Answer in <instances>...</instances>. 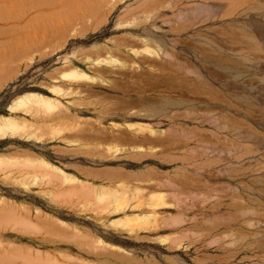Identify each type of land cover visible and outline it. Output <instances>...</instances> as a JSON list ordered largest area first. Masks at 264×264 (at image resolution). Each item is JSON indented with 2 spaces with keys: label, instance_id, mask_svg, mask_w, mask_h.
Masks as SVG:
<instances>
[{
  "label": "rangeland",
  "instance_id": "rangeland-1",
  "mask_svg": "<svg viewBox=\"0 0 264 264\" xmlns=\"http://www.w3.org/2000/svg\"><path fill=\"white\" fill-rule=\"evenodd\" d=\"M26 4L0 118L35 131L0 136V205L24 225L0 219V258L264 264V188L239 181L264 166V22L237 0Z\"/></svg>",
  "mask_w": 264,
  "mask_h": 264
},
{
  "label": "bare ground",
  "instance_id": "bare-ground-1",
  "mask_svg": "<svg viewBox=\"0 0 264 264\" xmlns=\"http://www.w3.org/2000/svg\"><path fill=\"white\" fill-rule=\"evenodd\" d=\"M49 3V2H48ZM48 6V5H47ZM49 7V6H48ZM253 18H255V20H257V22H261V21H263L264 22V0H237V21H242V22H251V19H253ZM47 26V25H46ZM45 26V27H46ZM44 27V28H45ZM48 27V26H47ZM64 27V26H63ZM43 28V27H42ZM41 28V29H42ZM62 27H60V29H61ZM65 28V27H64ZM47 29V28H46ZM28 104H31V105H34L35 107L37 106V107H41V108H46V110L48 109V108H50L52 105H53V102H51V100L49 101V100H45V98L43 99V98H41V97H39V96H37V95H35V94H29V95H25V96H22V97H20L18 100H17V105H18V107L19 106H25L26 108H27V106L26 105H28ZM31 105H29V107L31 106ZM28 107V108H29ZM34 107V108H35ZM33 108V107H32ZM31 109V108H30ZM36 110L38 109V108H35ZM34 109V110H35ZM39 110V109H38ZM43 110V109H42ZM40 112H42L41 111V109H40ZM45 112H47L48 113V111H45ZM50 112V111H49ZM52 112V111H51ZM43 113V112H42ZM22 124H24V123H22L21 122V124L20 123H18V122H16L13 118H8V117H5V118H0V136L1 137H5V136H16V135H19V136H25V135H27V136H29V137H32L30 134H31V127L32 126H30L31 124H29V126H30V128H29V130H30V134H29V131H26V130H28L27 128H26V123L24 124L25 126H22ZM28 126V127H29ZM34 127V126H33ZM32 127V128H33ZM37 129H38V133H43V137H44V132H41L42 130L41 129H39V128H36V131H37ZM246 129H248L247 130V133H248V137L246 138V139H243V141H250V142H255V141H261L262 140V138H259V136H257V134H256V132L254 131V130H252V129H249V128H246ZM34 131H35V127H34ZM34 131H32V133H34ZM28 132V133H27ZM37 133V134H38ZM35 134H36V132H35ZM34 134V135H35ZM33 135V134H32ZM39 135V134H38ZM41 136V139L43 138L42 137V135H40ZM40 136H38V138L37 139H40L39 137ZM46 136H48V134L47 135H45V137ZM35 137H37V135H35ZM49 137V136H48ZM44 139V138H43ZM42 139V140H43ZM46 140H48V138H45ZM262 142V141H261ZM30 160V159H29ZM27 161V160H25V161H27V162H29L28 164L29 165H31L30 164V161H33L34 162V164H35V162H36V160H30V161ZM38 164H41V162L40 163H38ZM33 165V164H32ZM245 165H247V163H245V164H243L242 166H241V169H240V171H239V181H241V180H247L248 181V183H250L252 186L254 185V186H261V187H263L264 188V166L263 165H261V166H259V167H256L255 165H250V166H248V167H245L244 168V166ZM33 166H37L38 167V165H33ZM43 165L41 164V167H42ZM46 167V166H45ZM37 169H42L43 170V167L42 168H40V167H38ZM44 170H47L46 168L44 169ZM43 170V171H44ZM239 185H244V184H239ZM262 188V189H263ZM1 203H2V201H0ZM0 203V204H1ZM3 205L5 204V203H2ZM239 204V203H238ZM7 205V204H6ZM240 205H238L237 207H239ZM4 206H2L1 207V205H0V219H1V222L3 221V220H5V218H7L6 219V221L8 220L9 221V219L10 218H14V219H18V218H20V221H19V219L17 220V222L16 221H14V220H10V221H14L13 222V224H18L19 223V225L21 224H23V219L21 218V217H19L20 216V214H18L19 216L18 217H16L15 218V216H17V215H15L14 213H15V211H16V209L14 210V211H9V213H11V214H9V213H7V207L5 208H3ZM10 208H12L11 206L9 207L8 206V209H10ZM13 208H15V207H13ZM12 208V209H13ZM5 209L7 210V211H5ZM11 209V210H12ZM2 211V212H1ZM5 212V213H4ZM14 212V213H13ZM2 213H4V214H2ZM17 213V212H16ZM11 216L9 219H8V217L9 216ZM2 216V217H1ZM4 216V217H3ZM7 216V217H6ZM22 220V221H21ZM19 221V222H18ZM0 222V223H1ZM4 222V221H3ZM16 222V223H15ZM43 222V221H42ZM45 223V222H44ZM51 223H49L48 222V224H47V227L48 226H52V228L51 229H53L52 231H51V229H50V231L54 234V235H56L57 234V231L58 230H60L61 231V233H62V228H60V229H58L57 231H56V229L54 230V228L53 227H56L55 225L53 226V223H52V225H50ZM14 225V226H15ZM18 225V226H19ZM41 225H42V223H41ZM17 226V225H16ZM17 226V227H18ZM22 226H24V225H22ZM20 227V226H19ZM56 228H58V227H56ZM15 229V228H14ZM49 229V227L48 228H46L45 230H47V231H49L48 230ZM62 229V230H61ZM49 233V232H48ZM59 233L60 232H58V236H59ZM60 233V234H61ZM63 233H64V231H63ZM62 233V234H63ZM51 234V233H50ZM52 234V235H53ZM62 236V235H61ZM64 237H66V236H64ZM13 247V246H12ZM8 248L10 249V245H8ZM17 248V247H16ZM1 249V248H0ZM21 249V248H20ZM19 248H18V250H20ZM25 249V248H24ZM1 250H3V249H1ZM8 250V249H7ZM10 250H12V249H10ZM10 250H8V252H9V256H8V258L7 259H5V257H7V256H4V258H0V259H3V260H0V263L2 262L3 264H8L9 263V261L10 262H14V260H12L13 259V256L14 255H16V254H18V255H16V256H18V257H20L21 255L23 256V253L25 254V252H28L29 254L31 253L30 251L31 250H29V251H25V252H23L22 254L18 251V253H17V251L15 252V248L13 249L14 250V252H12V254H14V255H12V257H10L11 255H10ZM17 250V249H16ZM21 251V250H20ZM2 252H4V251H1V253ZM6 252V251H5ZM103 252L104 253H107V251L105 252L104 251V249H103ZM102 252V253H103ZM20 253V254H19ZM27 254V253H26ZM25 254V255H26ZM29 254H27L26 256H27V258L31 255H29ZM115 254V253H114ZM3 255H5L4 253H3ZM20 255V256H19ZM24 255V256H25ZM33 255V254H32ZM41 255V254H40ZM40 255H39V253L38 254H35L34 255V257H38V258H40ZM23 256V259H22V257H20V258H18V257H16V259H15V261L17 262V260H20V262L22 261V260H24L25 259V257ZM42 256V255H41ZM0 257H2V255L0 256ZM10 257V258H9ZM34 257H33V260H34ZM26 258V259H27ZM30 258H31V256H30ZM37 258V259H38ZM5 259V260H4ZM11 259V260H10ZM22 259V260H21ZM25 259V261H27ZM36 259V260H37ZM45 259H47V257H45L44 256V259L43 258H40V260H42L41 262L39 261V260H35V263H34V261L31 259V261L30 260H28V262L26 263L25 261V263L26 264H36L37 262L39 263L40 262V264L43 262V260H45ZM5 261V262H4ZM33 261V262H32ZM47 262H48V259L46 260ZM46 261H44V262H46ZM8 262V263H7ZM23 262V263H24ZM30 262V263H29ZM1 263V264H2ZM22 263V262H21ZM21 263H19V264H21ZM24 263V264H25ZM43 264H46V263H43Z\"/></svg>",
  "mask_w": 264,
  "mask_h": 264
},
{
  "label": "crops",
  "instance_id": "crops-1",
  "mask_svg": "<svg viewBox=\"0 0 264 264\" xmlns=\"http://www.w3.org/2000/svg\"><path fill=\"white\" fill-rule=\"evenodd\" d=\"M26 3L27 0H0V60L13 57L8 54L17 45L23 29L28 25L32 10H28ZM5 84L6 80L2 79L0 73V93Z\"/></svg>",
  "mask_w": 264,
  "mask_h": 264
}]
</instances>
